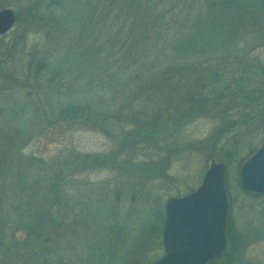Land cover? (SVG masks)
Masks as SVG:
<instances>
[{
  "label": "trees",
  "instance_id": "1",
  "mask_svg": "<svg viewBox=\"0 0 264 264\" xmlns=\"http://www.w3.org/2000/svg\"><path fill=\"white\" fill-rule=\"evenodd\" d=\"M8 1L0 0V8ZM11 1L23 3L15 8L42 31L44 42L38 55L32 51L24 78L0 55V91H21L15 108L30 107L37 98L44 104L36 110L52 112L60 89L53 84L55 71H49L56 54L76 75H96L103 92L58 104L57 115L116 143L113 153L131 169L127 179L165 173L175 150L160 156L156 129L169 120L238 115L245 123L256 118L259 128L246 124L238 131L229 119L235 131L264 134V0ZM248 72L253 75L243 79ZM229 74H241L240 79L230 82ZM221 81L229 84L221 88ZM237 98L256 103L250 106L254 111L233 107ZM2 112L3 107L0 120L11 130L5 133L0 125V264H107L105 258L115 256L121 264H150L156 258L164 217L158 196L151 195L152 217L125 245L124 224L109 219L120 207L104 205L99 193L93 200V190L82 197L69 180L78 169L98 167L111 157L86 154L80 163L73 155L14 159L13 144L27 136L16 115ZM16 170L19 177L11 179ZM9 179L13 186L6 190ZM232 234L229 219L228 249L210 264H239L240 246L233 247Z\"/></svg>",
  "mask_w": 264,
  "mask_h": 264
},
{
  "label": "rangeland",
  "instance_id": "2",
  "mask_svg": "<svg viewBox=\"0 0 264 264\" xmlns=\"http://www.w3.org/2000/svg\"><path fill=\"white\" fill-rule=\"evenodd\" d=\"M17 4L10 0L8 3L6 2L7 6L2 7L12 9L18 16L13 28L5 35L0 36V55L24 78L23 74L27 72V69L30 68L29 64L32 62L30 55L34 49L36 50L35 55L40 53L44 36L33 23L29 24L30 19H27L25 12H18L19 10L15 8V6H22L23 3L17 1ZM57 56L58 54L55 55L53 59L55 61L49 67V71H55V75H51L57 82H53V84L60 88L56 90L57 94L53 95L56 101L51 105L52 112L48 108L36 110V108H42L44 104L41 101L38 102L37 98V103L30 107L15 108L16 104L13 103L21 91H0V108L3 107L2 117L5 115V117L15 118L16 115V120L25 129V136H27L25 140L20 141L18 146L13 144V148L16 150L11 154L12 157L19 159L23 155L50 161L73 155L78 163H80V158L86 154L111 157L112 161L109 163L98 167L78 169L75 176L71 175L69 180L78 185L82 191V197L87 196L89 190H93L95 192L94 195H91L93 200L99 193L103 197L104 205L109 208L120 207L114 214H109V219L124 224L125 230L121 231V237L126 238L125 245H127V240L137 238V229L145 219L152 217L150 215L153 207L150 200L151 195L159 197L160 205L164 209V202L168 197L184 195L199 185L211 159L223 161L226 169V189L230 199L229 218L233 232V247L240 246L237 249L240 252L239 264H264V194L254 195L246 192L241 186L239 175L241 163L252 151L262 145L264 134L261 132L262 129L244 135L241 132L242 136L240 132L235 131V128L238 131L240 128L245 131L246 124L250 125V129L256 130L259 128V126H255L258 123L256 118H251L249 122L245 123L238 115L232 116L230 119L229 117L225 118L226 115L217 117V115L205 114L193 120L190 117H183L177 121L169 120L156 129V139L161 150L160 156L175 150L171 153V162H169L167 170L156 179L148 177L149 174L138 173L137 178L131 181L127 179L131 169L125 166L127 163H124L123 156L121 155L117 159L113 153L117 146L116 143L99 131L73 125L69 120L67 121V118L58 117V104L70 102L71 99L87 100L90 95L95 96L103 91L98 89L99 81L95 80L96 75H87L86 79L82 78L72 71L73 67L69 63L61 61V58ZM240 75L229 74L227 78L232 82V77L240 79ZM252 75L248 72L243 74L242 78L248 79ZM221 82V88L229 84L227 81ZM236 100L233 107L242 104L246 105L247 111H254L250 106H254L256 103H247L238 98ZM223 105L226 109L227 105ZM46 106L49 107V105ZM50 113H53V117L49 118ZM229 119L235 122L233 124L235 128L228 125ZM189 120L191 121L189 122ZM0 121L4 132L8 133L11 126L3 123L2 119ZM185 121L187 122L183 124ZM218 128L225 130L218 134ZM153 161L156 160L153 159ZM239 162L241 163L239 164ZM17 177L19 174L16 170L15 177L10 178L15 180ZM10 182V179L7 180L4 186L6 190L12 188L13 185ZM135 183H139V185ZM103 212L102 218L106 219L104 214H107L108 211L103 210ZM71 218H73V213ZM241 234L245 236L239 243L238 237ZM153 254L156 255V258L163 254L162 242L161 247ZM104 262L121 264L120 256L105 258Z\"/></svg>",
  "mask_w": 264,
  "mask_h": 264
},
{
  "label": "water",
  "instance_id": "3",
  "mask_svg": "<svg viewBox=\"0 0 264 264\" xmlns=\"http://www.w3.org/2000/svg\"><path fill=\"white\" fill-rule=\"evenodd\" d=\"M14 22L12 9L0 10V34L9 31ZM224 176L223 163L211 160L193 192L165 201L164 253L152 264H207L224 253L228 217ZM240 177L245 190L264 193V146L244 162Z\"/></svg>",
  "mask_w": 264,
  "mask_h": 264
}]
</instances>
